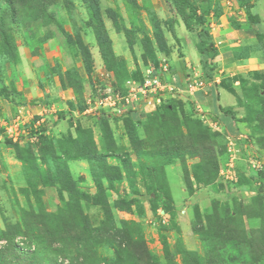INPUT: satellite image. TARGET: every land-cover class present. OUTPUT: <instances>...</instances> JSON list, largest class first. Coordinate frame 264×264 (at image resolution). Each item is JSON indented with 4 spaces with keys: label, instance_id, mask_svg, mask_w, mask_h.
I'll list each match as a JSON object with an SVG mask.
<instances>
[{
    "label": "rangeland",
    "instance_id": "obj_1",
    "mask_svg": "<svg viewBox=\"0 0 264 264\" xmlns=\"http://www.w3.org/2000/svg\"><path fill=\"white\" fill-rule=\"evenodd\" d=\"M34 1L0 0V264H14L1 236L13 231L14 246L35 254L28 264H264V0H189L204 17L189 29L171 0H44L43 19ZM10 2L14 22L3 14ZM100 21L120 75L99 54ZM203 30L213 46L200 55ZM184 58L186 83L226 94L238 135L176 91H157L133 121L98 106L108 87L129 90ZM29 71L43 98L64 99L39 117L42 134L13 142L2 103H15ZM60 77L81 81L77 96L60 94ZM198 144L212 162L196 157Z\"/></svg>",
    "mask_w": 264,
    "mask_h": 264
},
{
    "label": "crops",
    "instance_id": "obj_2",
    "mask_svg": "<svg viewBox=\"0 0 264 264\" xmlns=\"http://www.w3.org/2000/svg\"><path fill=\"white\" fill-rule=\"evenodd\" d=\"M185 59V60H184ZM177 64H174V68H170L167 73H164V78H170L171 82L166 79V82L170 85L178 88V93H184L186 96V100L192 102L195 107L200 106V110L203 111V115H198L200 118L205 119L213 125H217L220 129L223 131H226L229 135H238L239 132H242L243 126L240 121H235L234 119H231L229 117L224 116L220 108L224 107H230L229 101L226 100L227 96L224 92H221L220 89L215 88L212 83H205L204 82V88L201 90H198L194 93H189L185 90V84L186 79L184 76L188 74L186 71V66L188 64L187 58H184ZM25 64L23 62V67H25ZM32 71H29L27 76V85L26 87L17 88L16 97L14 104H8L6 101L2 103L3 111L1 112L3 116L2 119L8 118L13 119L14 117L21 118V123L18 128V136L15 137L13 142H16L20 140L22 137H27L28 139L31 138V136H37L42 134V128H45V126H36V124H39L40 122H43L42 118L46 116L48 117L47 113H50L51 106L48 104H52L53 102H61V100L64 99L62 95L58 97V101H52V99L48 98L46 95L44 98L42 97L45 87L40 88L38 84L34 81V75L31 73ZM51 87L53 85H50ZM60 94L64 93L69 95L67 99L71 98V95L73 96V92L70 88H61L59 89ZM184 97V96H183ZM183 97L179 96L178 99L184 100ZM169 98V97H168ZM176 98V96L170 97V99ZM59 99H61L59 101ZM45 101H48L47 103ZM65 101V100H64ZM69 100H66V102H63V104L67 105V102ZM225 102V106L221 103ZM45 103L47 105H45ZM148 107L156 106L155 102L153 100H150L149 104H147ZM197 109V108H196ZM144 111V110H143ZM44 112V113H43ZM21 116H20V115ZM138 112L133 113V116L136 115L138 117ZM141 114H143L141 112ZM4 123V121H3ZM4 128V125H3ZM26 128H28L26 130ZM33 131V132H32ZM2 134H5V132H2ZM1 141V139H0Z\"/></svg>",
    "mask_w": 264,
    "mask_h": 264
},
{
    "label": "trees",
    "instance_id": "obj_3",
    "mask_svg": "<svg viewBox=\"0 0 264 264\" xmlns=\"http://www.w3.org/2000/svg\"><path fill=\"white\" fill-rule=\"evenodd\" d=\"M175 6L176 11L178 12V14L181 17V20L183 21L185 27L187 29L191 28V21L193 18H196V22L200 25H202L204 23V17L203 16H196V8L194 4H191L189 0H171ZM44 0H35L34 3H36V5H34L32 8V13L35 15L36 18L40 17L41 19H43V17H45L47 15L46 12V8L43 4ZM205 3V2H204ZM15 5H13L11 2L9 4H6L4 9H3V14H8L11 16V18L13 20H11L12 22L16 21V12H15ZM187 9L189 12H187ZM250 14V12H249ZM251 16V14H250ZM98 20H100V18H97ZM254 21H252L250 24L251 25ZM6 24H4L3 22L0 24V30H4ZM171 25V29H172ZM170 32H173L172 30H170ZM93 33L94 36L96 38V42L99 46V54L100 56L103 58L108 71H114L116 73H118L120 75V70H118V67L120 65V63L117 62V60H115V56L113 54L112 48L109 46L110 45V40L107 37V34L105 32L104 26L101 23V21L98 23V25H94L93 26ZM2 35L4 36V43L6 44V50L8 52H11V47H9V42H8V35L5 32H2ZM200 43L196 46L197 47V51L199 52L200 55H202L201 53H203V49H202V45H210L211 47L213 46L209 36L207 35L206 30H203L202 32H200ZM109 44V45H108ZM129 45V48L131 49V45ZM214 53L213 55H215V49L213 50ZM83 54V63H84V67L85 69L87 68V66L90 63V53L88 52V50L85 52H82ZM64 74L69 75L70 72L66 71ZM79 80V77H77ZM60 79V83L61 86L62 84H65V86L63 85L61 88H70L73 92V95L77 96L78 95V89L80 87L81 88V81L78 82V84H76L75 82L71 83L69 80V83H62L65 82V79H62L61 77ZM168 82H171L170 78H167ZM165 79V80H166ZM62 80V81H61ZM143 81V78L140 82ZM113 89L117 92H119L121 95H125L127 93L128 90H124L122 91L121 88L117 87L116 85H114ZM67 105L70 106V108L73 106L72 102H67ZM73 108V107H72ZM79 111H83L84 108H78ZM221 113L226 116L229 117L231 119H234L233 114L230 112V109L227 107L224 108H220ZM181 113L183 114V111L181 110ZM133 112H128L127 114H125V119H127L128 121H133ZM9 145H13L10 144L9 141H7ZM192 147V146H191ZM194 152L196 154V157H198L200 160L206 161V162H212L215 159V152L213 151L212 148H210L209 146L205 145V144H198L197 148H195L194 146ZM96 157L95 153H89L86 152L84 155V159H86L90 164L92 163V158ZM20 234H22L20 231H13L12 234H1V236L3 237V239H6V253L8 254L9 257V261L14 263V264H28V262H32L33 261V257H34V253L29 252V253H23L21 251H19L15 246H14V239L15 237L19 236Z\"/></svg>",
    "mask_w": 264,
    "mask_h": 264
},
{
    "label": "built area",
    "instance_id": "obj_4",
    "mask_svg": "<svg viewBox=\"0 0 264 264\" xmlns=\"http://www.w3.org/2000/svg\"><path fill=\"white\" fill-rule=\"evenodd\" d=\"M159 67L160 68L158 71L148 70L141 83H131L132 88H129L125 95H121L112 87H108L105 90L103 99L98 98V106H100L101 108V104L104 101V103H106L105 105H109L111 107V110L114 111V114L112 115L125 116V114H127L128 112L139 110L140 104H149L150 100H155L157 103L160 102V98L157 97V91H163L164 89H166L168 93H173L175 91L178 92V88L170 85L166 82V80L162 81V79H164L163 74L167 72V66L160 65ZM185 86V91L191 94L194 93L197 87V89L204 88V85L201 81L187 82ZM20 123L21 118L19 117H14L7 122L6 127L4 128V132L9 139H14L18 136L17 134Z\"/></svg>",
    "mask_w": 264,
    "mask_h": 264
}]
</instances>
